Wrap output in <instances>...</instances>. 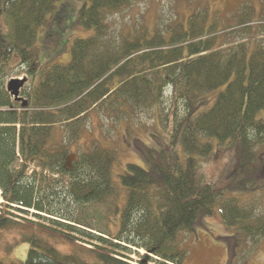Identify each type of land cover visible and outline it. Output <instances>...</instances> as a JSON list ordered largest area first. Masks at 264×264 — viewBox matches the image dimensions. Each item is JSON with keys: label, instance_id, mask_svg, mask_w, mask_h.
<instances>
[{"label": "trees", "instance_id": "trees-1", "mask_svg": "<svg viewBox=\"0 0 264 264\" xmlns=\"http://www.w3.org/2000/svg\"><path fill=\"white\" fill-rule=\"evenodd\" d=\"M59 1L0 0V244L2 233L20 226L14 212L31 209L55 218L52 224L62 229L51 230L62 237L74 242V233H80L93 248L85 249L83 257L67 254L54 246V235L33 234L22 238L30 247L25 261L17 264H135L124 254H133L132 246L145 251L134 253L139 264H183L181 233L189 232L200 217L218 212L226 227L259 243L264 216L258 208L229 198L216 184L204 183L198 159L212 154L213 139L222 146L239 141L240 164L228 187H246L264 178V169L256 168L258 151L264 149V119H258L264 112V0L260 15L245 4L228 25L202 10L187 24L174 21L164 29L160 21L134 22L117 33L116 16L124 17L137 0H89L78 22L94 36L75 40L71 62L43 69L26 100L19 96L18 101L5 82L25 71L33 83L39 66L38 33ZM222 88L212 107L194 115ZM167 89H172L171 113L177 116L178 101L186 107L187 114L176 121L187 158L176 155L159 164L156 176L128 164L120 176L129 192L121 209L113 181L117 152L100 144L70 166V146L93 114H105L119 124L134 112L152 114ZM56 131L62 135L60 146ZM31 167L37 173L29 175ZM46 173L60 180L47 179ZM255 173L257 180L252 178ZM64 180V198L81 208H100L109 222L108 233L77 230L82 222L72 214L45 208L44 202H51L42 186ZM119 214L120 229L115 231L111 220ZM11 250L9 246L4 252Z\"/></svg>", "mask_w": 264, "mask_h": 264}, {"label": "rangeland", "instance_id": "rangeland-1", "mask_svg": "<svg viewBox=\"0 0 264 264\" xmlns=\"http://www.w3.org/2000/svg\"><path fill=\"white\" fill-rule=\"evenodd\" d=\"M89 0H60L56 9L48 16L47 24L38 33L35 49L38 55V70L32 79L28 78L25 71L6 80V88L11 80L25 81L20 97L26 100V94L40 80L43 69L57 65H68L72 60L71 48L77 39H87L94 36V32L84 29L78 22L80 10ZM262 0H137L131 9L125 11L124 17L116 16L115 32H120L122 25L130 26L134 22L140 24L159 25L165 29L166 26L175 22L187 24L189 18L197 11L205 10L211 17H217L225 25L231 24L236 18L234 16L239 9L245 5H252L256 15L262 13ZM237 17V16H236ZM253 20H257L255 17ZM259 20V21H258ZM258 22L263 20L258 19ZM16 62L12 63V67ZM19 69L15 70L18 71ZM224 88L211 94L207 106H200L194 112L197 115L203 110L214 105L216 97ZM10 93V92H9ZM11 94V93H10ZM12 95V94H11ZM13 96V95H12ZM14 97V96H13ZM15 98V97H14ZM16 100H20L15 98ZM21 101V100H20ZM160 108L152 114L134 112L132 118L122 117V123L106 116L105 114H93L85 132L76 143L70 146L71 158L70 166L76 162L82 154L89 153L94 146L102 145L105 148L114 149L118 158L113 168V181L119 193V206L123 209L127 202L129 192L121 184L120 176L127 171L128 164L142 167L154 176L158 175V166L166 161H170L173 156H178L182 160L187 157L181 145V133L178 132L176 117L182 119L186 114V107L182 101L176 104L177 116L172 112L173 106L172 89H167L164 93ZM161 111V113H160ZM171 113V114H170ZM258 119H264V112L258 115ZM127 120V121H124ZM57 143L60 146L62 135L55 132ZM213 145V152L208 158H199V176L206 184H216L223 193L236 198L249 208H258L259 214L264 216V178L259 179L253 185L246 187H228L233 180V176L240 164V142L237 141L225 146L219 145L215 139L209 141ZM258 163L256 168L264 169V149L258 151ZM36 172L34 167L30 168L29 175ZM38 173H42L38 171ZM47 179L60 180V176H53L46 173ZM258 173L252 175L257 180ZM65 183L55 184L50 181L48 187L43 185L44 197L51 202H44V206L51 207L54 211L63 214H72L74 219L82 223L76 227L77 230L85 233H92L100 236L101 232L108 233L107 220L104 212L96 206L78 207L64 198L63 190ZM52 192L60 196H53ZM4 203L0 194V207ZM22 213V214H21ZM14 212L18 217L15 221L20 224L10 233H2L0 244V260L5 264H17L25 261L29 244L21 242L24 236L33 234L54 235V246L61 252L82 256L85 249H92L89 239L80 234L74 233L77 240L74 242L62 237L57 231L62 228L52 224V219L46 214L31 211L27 213ZM40 214V217L36 216ZM218 220L223 219L219 212L212 217L202 216L189 232L181 233V249L185 252L183 264H264V238L257 244L251 243L242 233L230 229L226 232L221 229ZM112 230L120 229V214L116 219ZM64 224V222H61ZM109 225V224H108ZM111 225V223H110ZM57 228V231L51 230ZM63 231L69 230L64 228ZM11 246L9 254L4 249ZM133 254L124 253L130 257L131 261L139 264V256L144 255V250H137L130 247ZM136 253V254H134Z\"/></svg>", "mask_w": 264, "mask_h": 264}, {"label": "water", "instance_id": "water-1", "mask_svg": "<svg viewBox=\"0 0 264 264\" xmlns=\"http://www.w3.org/2000/svg\"><path fill=\"white\" fill-rule=\"evenodd\" d=\"M25 81L12 80L8 84V92H10L15 98L19 99L21 89L24 87ZM27 105V103L25 104Z\"/></svg>", "mask_w": 264, "mask_h": 264}, {"label": "bare ground", "instance_id": "bare-ground-1", "mask_svg": "<svg viewBox=\"0 0 264 264\" xmlns=\"http://www.w3.org/2000/svg\"><path fill=\"white\" fill-rule=\"evenodd\" d=\"M31 211H35V210H33V209H31V210H25V213H27V212L29 213V212H31ZM36 212H37V211H36ZM39 215H40V214H39ZM62 215H63V214H62ZM46 216H49V215L46 214ZM67 216H72V215L70 214V215H67ZM49 217H50V216H49ZM50 218H51V219H55V218H53V217H50ZM65 224H66V225H70V226H74V227L77 226V225H74V223H71V222H70V223H69V222H65Z\"/></svg>", "mask_w": 264, "mask_h": 264}, {"label": "crops", "instance_id": "crops-1", "mask_svg": "<svg viewBox=\"0 0 264 264\" xmlns=\"http://www.w3.org/2000/svg\"><path fill=\"white\" fill-rule=\"evenodd\" d=\"M218 223H219V225L221 226V229L222 230H224L225 232L227 231V230H229V232H232L230 229H228V227L225 229L224 227H223V225H222V222L220 221V220H218Z\"/></svg>", "mask_w": 264, "mask_h": 264}]
</instances>
